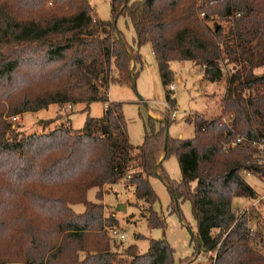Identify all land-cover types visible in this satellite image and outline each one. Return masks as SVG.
Instances as JSON below:
<instances>
[{"label":"trees","instance_id":"trees-1","mask_svg":"<svg viewBox=\"0 0 264 264\" xmlns=\"http://www.w3.org/2000/svg\"><path fill=\"white\" fill-rule=\"evenodd\" d=\"M119 17L132 26V46L116 28ZM214 18L227 26L211 29L206 23ZM143 45L151 47L169 108L175 107L166 89L174 82L171 63L200 67L210 83L230 65L221 101L230 123L195 118L193 138L182 140L149 118L151 131L133 149L122 107L109 102L108 89L134 87ZM263 67L264 0H111L108 21L95 17L88 0H0V264H175L163 239H150L145 254L135 245L121 253L113 248L108 229L117 222L100 203L103 187L128 180L147 205L148 228L163 229L153 209L154 177L167 187L180 220L179 204L189 202L197 253L214 254L211 264H264L232 206L237 198L257 199L243 171L264 176L250 144L264 142V73H255ZM94 102L104 105L103 115L88 117L80 130L21 135L11 128L17 116L54 105L84 112ZM237 137L246 142L226 150ZM170 156L180 183L162 169ZM93 189L97 202L87 200ZM77 204L83 213L74 212Z\"/></svg>","mask_w":264,"mask_h":264},{"label":"rangeland","instance_id":"rangeland-1","mask_svg":"<svg viewBox=\"0 0 264 264\" xmlns=\"http://www.w3.org/2000/svg\"><path fill=\"white\" fill-rule=\"evenodd\" d=\"M137 1L143 0H129L130 3ZM90 6L98 20H110L111 0H90ZM206 24L211 29L214 24L227 26V23L218 18ZM116 28L122 32L124 42L132 46L134 31L130 22L124 17H119L116 21ZM139 53L142 59V71L136 78L135 87L110 85L108 89L109 102L118 103L122 107L127 122L129 141L133 149L142 145L146 133L151 131L149 118L154 120L156 128L159 127V123L168 121L167 134L170 138L189 140L194 136L195 118H201L204 121L220 119L221 122L222 118L229 117L222 113L221 101L227 91L229 78L234 73L230 65L224 63L221 79L210 83L204 79L200 67L189 62L171 63L170 69L174 75L172 94L175 107L169 108L150 45H143ZM255 73L263 74L264 67L255 70ZM83 108L84 106L80 105L73 108L51 106L39 113H28L11 118V128L21 135L40 134L59 126L80 130L88 117L101 118L105 109L100 102L92 103L88 111L82 112ZM172 111L177 113L174 121L171 120ZM49 121L51 123L48 125ZM162 169L171 182L180 183L182 181L179 165L174 156L162 162ZM241 174L255 192L256 197L263 199L256 211L251 214L250 224H246L251 228L249 233L252 248L264 256V214L262 213L264 210V181L255 176L253 172L245 174L243 171ZM150 184L158 197L153 209L163 223V229L148 228L147 205L136 196L128 180L103 187L101 190L103 198L100 203L105 208L104 215L105 217L112 215L117 222L115 228L108 229V235L113 239V241L111 239L113 248L120 246L119 252L121 253L128 246L135 245L139 254H145L150 239H163L174 250L175 264L180 262L181 264H211L214 254L202 251L197 253L195 243L191 242V233L196 234V223L189 202L179 204L180 220L179 214L171 213V195L164 183L158 177H154L150 179ZM96 192V189L88 192L89 202H97ZM254 201V198H237L233 200L232 206L243 209ZM122 206L125 210H118ZM72 209L76 214L84 212L81 204L72 206ZM120 235L124 236L123 240H120Z\"/></svg>","mask_w":264,"mask_h":264},{"label":"built area","instance_id":"built-area-1","mask_svg":"<svg viewBox=\"0 0 264 264\" xmlns=\"http://www.w3.org/2000/svg\"><path fill=\"white\" fill-rule=\"evenodd\" d=\"M169 91L174 90L173 84L168 87ZM173 113L171 114V120L174 121L176 119V111H172ZM232 117H224L221 120V123L224 125H228L231 121ZM240 142H246V139L243 137H237L233 142L225 146V149H233L237 144ZM250 144L257 149V155H256V160L255 164L256 166L264 167V142H250ZM252 170L249 171H244L245 174H252ZM262 181H264V176L260 178ZM263 201L262 198H257L255 201L248 207L239 209L237 207L233 208V212L235 216L237 217L238 220H241L243 222H246L248 225L250 224V217L253 212L256 211V208L261 202ZM259 213V211H258ZM262 213L264 214V210H262ZM249 228V227H248ZM249 231H251V228H249ZM124 236L120 235V240H123Z\"/></svg>","mask_w":264,"mask_h":264},{"label":"water","instance_id":"water-1","mask_svg":"<svg viewBox=\"0 0 264 264\" xmlns=\"http://www.w3.org/2000/svg\"><path fill=\"white\" fill-rule=\"evenodd\" d=\"M88 1H90V0H88ZM134 87H135V85H134ZM164 125H167V121H163L162 122ZM162 160V159H161ZM158 168V166L156 167V169ZM118 210H125V208H124V206H122V207H120V208H118Z\"/></svg>","mask_w":264,"mask_h":264},{"label":"crops","instance_id":"crops-1","mask_svg":"<svg viewBox=\"0 0 264 264\" xmlns=\"http://www.w3.org/2000/svg\"><path fill=\"white\" fill-rule=\"evenodd\" d=\"M152 55H153V53H152ZM54 106H55V105H54ZM50 107H51V106H50ZM50 107H49V108H50ZM42 111H43V110H42ZM39 112H41V111H39ZM39 112H37V113H39Z\"/></svg>","mask_w":264,"mask_h":264}]
</instances>
